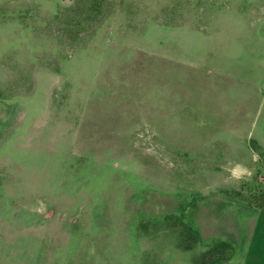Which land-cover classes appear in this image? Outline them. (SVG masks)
<instances>
[{
  "label": "rangeland",
  "instance_id": "obj_1",
  "mask_svg": "<svg viewBox=\"0 0 264 264\" xmlns=\"http://www.w3.org/2000/svg\"><path fill=\"white\" fill-rule=\"evenodd\" d=\"M261 248L264 0H0V264Z\"/></svg>",
  "mask_w": 264,
  "mask_h": 264
},
{
  "label": "flooded vegetation",
  "instance_id": "obj_2",
  "mask_svg": "<svg viewBox=\"0 0 264 264\" xmlns=\"http://www.w3.org/2000/svg\"><path fill=\"white\" fill-rule=\"evenodd\" d=\"M244 224H250L249 228H248V232H249V236L247 237V239L245 240V242L251 243V247H254L255 245L253 244L255 242V239L253 237H255V226L252 223V220H249V222L244 221ZM254 227V228H253ZM253 228V229H252ZM252 239V240H251ZM261 252L258 255H252L249 256V258L246 260H243L245 258L246 255L243 256H239L238 255V249L236 250L237 252L234 254V256L231 257L230 261L232 260L233 262H235V264H264V249L261 248Z\"/></svg>",
  "mask_w": 264,
  "mask_h": 264
}]
</instances>
